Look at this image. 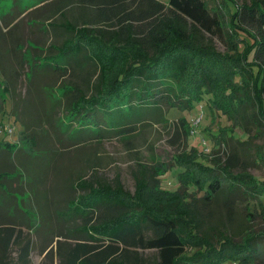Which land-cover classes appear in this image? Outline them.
Here are the masks:
<instances>
[{"label":"trees","instance_id":"obj_1","mask_svg":"<svg viewBox=\"0 0 264 264\" xmlns=\"http://www.w3.org/2000/svg\"><path fill=\"white\" fill-rule=\"evenodd\" d=\"M231 1L234 13L223 0L232 17L229 49L221 52L211 38L225 37L226 14L205 0H68L70 18L60 8L63 22L48 19L56 37H65L61 44H50L55 52L43 57L41 67L71 75L62 81L56 102L74 127L61 132L71 146L128 137L140 124L162 119L166 106L190 109L204 95L233 123L241 120L245 127L264 130V0ZM246 86L252 92L241 98L239 88ZM128 105L136 109L132 118L124 111ZM187 129L179 117L171 142L187 140ZM250 133L225 135L206 163L195 147L177 157L181 185L175 191L161 186L168 171L162 164L138 162L132 169L133 193L120 181L80 176L70 185L78 190L73 198L54 200L66 202L62 215L67 220L82 221L70 232L79 239L74 246L58 244L60 264H223L229 259L260 264L257 239L262 234L248 224L237 229L235 219L217 217L213 208L221 197L232 208L230 197L240 196L253 203L252 209L246 205L247 217L253 219L257 207L264 216V179L248 171V166H264V146L253 150L246 144ZM10 144L1 142L0 152ZM8 175L0 172V179ZM194 186L197 193L183 190ZM229 214L233 218L232 210ZM19 240L13 227H0L5 249ZM31 246L30 241L20 244L17 264H31Z\"/></svg>","mask_w":264,"mask_h":264},{"label":"rangeland","instance_id":"obj_2","mask_svg":"<svg viewBox=\"0 0 264 264\" xmlns=\"http://www.w3.org/2000/svg\"><path fill=\"white\" fill-rule=\"evenodd\" d=\"M67 1L0 0V143L15 144L2 148L0 152V172L7 171L9 174L0 179V227H13L16 234L20 233L19 243L9 249L0 244V264H17L20 244L27 241L32 245L31 264H60L58 244L66 249L74 246L79 239L75 237L76 233L70 232L75 231L82 221L67 220L62 215L66 202L55 203L54 200L62 196L63 199L73 198L78 190L70 185H74L80 176L115 184L120 181L125 189L133 193L135 181L132 169L137 163L162 164V168L167 166L168 171L161 176V186L175 191L181 185L178 178L181 165L176 159L190 153L192 147L202 152L201 161L206 163L214 145L225 135L245 138V130L251 132L246 144H250L253 150L264 146V130L252 125L245 127L241 125V120L233 123L222 109L213 105L212 97L204 95L201 100L194 101L190 109L166 106L162 119L140 124L128 137L107 136L103 140L92 139L72 147L67 135L61 132L68 134L74 127L69 126V116L56 106L62 92V81H68L71 75L65 78L60 71L41 67L43 57L55 52L50 49V44H61L65 37H56L48 19L53 17L54 21L63 22L60 8L70 18L72 5L66 7ZM205 1L214 10L222 9L226 14L225 37H212L211 41L217 50L227 52V33L231 32L229 22L232 16L223 5V0ZM237 1L239 4L250 2ZM227 4L230 12L234 13L236 4L231 0ZM241 42L243 50L245 43ZM248 56L251 59L253 53ZM170 83L176 88L175 82L170 80ZM239 89L237 95L241 98L252 92L250 86ZM124 111L129 112L128 117L132 118L136 109L128 105ZM179 117H184L187 122L188 138L173 144L171 140ZM114 119L123 121L125 117L114 115ZM27 151H30L29 155ZM248 171L264 179L263 164L248 166ZM59 181L61 184L58 187ZM62 185L66 189L64 194L61 193L64 190ZM183 190L197 193L195 186ZM230 198L232 208L221 197L213 207L215 215L231 222L235 219L237 229L248 224L255 233L262 234L257 239V246L260 250L258 260L264 264V216L259 214L257 207L253 219L247 217L246 205L250 204L252 209L253 203L240 196ZM230 210L233 218L230 217ZM146 253L154 256L153 251ZM223 264L246 263L229 259Z\"/></svg>","mask_w":264,"mask_h":264}]
</instances>
